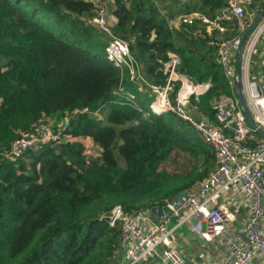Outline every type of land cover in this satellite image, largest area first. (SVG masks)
<instances>
[{
	"label": "trees",
	"instance_id": "1",
	"mask_svg": "<svg viewBox=\"0 0 264 264\" xmlns=\"http://www.w3.org/2000/svg\"><path fill=\"white\" fill-rule=\"evenodd\" d=\"M112 3L115 36L129 43L153 84L165 83L173 56L178 73L211 84L191 98L197 118H212L220 95H236L217 55L221 38L239 34L234 20L224 23L229 37L217 30L211 37L196 22L179 29L171 24L193 14L213 20L226 8L224 0ZM248 9L257 15L264 2ZM95 17L94 5L83 0H0V264H123L120 227L107 219L113 208L153 207L217 166L213 149L188 123L173 113L146 114L155 95L107 59L110 38ZM66 117L63 133L89 139L99 156L89 158L74 140L5 157L11 143L39 123L59 132ZM175 154L183 156L182 172L164 170Z\"/></svg>",
	"mask_w": 264,
	"mask_h": 264
},
{
	"label": "built area",
	"instance_id": "2",
	"mask_svg": "<svg viewBox=\"0 0 264 264\" xmlns=\"http://www.w3.org/2000/svg\"><path fill=\"white\" fill-rule=\"evenodd\" d=\"M83 1L94 5L93 23L110 38L107 59L118 68H128L131 79L141 80L155 95L146 114L177 115L213 149L217 164L207 177L186 188L183 197L167 198L153 206L164 209L159 220L151 218L152 207L134 213H126L120 205L113 208L107 219L111 227H120L123 264H143L154 259L163 264H184L177 247V231L188 224L207 243L218 238L223 241L224 264H264V138L248 125L237 96L220 95L212 102L213 117L197 118L190 109L191 98L198 99L211 84H196L178 73L180 60L175 56L166 64L165 83L153 84L131 55L129 43L115 36L117 18L109 11L106 0ZM224 2L226 8L215 19L201 14L199 19L221 34L228 32L225 21L234 20L239 34L229 40L220 39L217 44L219 64L234 83L241 37L251 22L243 0ZM263 49L264 20L247 42L243 62L248 106L255 122L264 129V69L252 74V61L256 56L264 57ZM175 83H180L178 92ZM68 122L59 132L39 123L33 134L15 139L5 157L16 160L29 150L74 141L63 133ZM241 207L248 209V218L237 225Z\"/></svg>",
	"mask_w": 264,
	"mask_h": 264
},
{
	"label": "crops",
	"instance_id": "3",
	"mask_svg": "<svg viewBox=\"0 0 264 264\" xmlns=\"http://www.w3.org/2000/svg\"><path fill=\"white\" fill-rule=\"evenodd\" d=\"M243 1L245 3V7L248 12H249L248 8L251 4L254 3L257 6L259 3L264 2V0H243ZM106 4H107L109 11L112 13V10H113L112 0H106ZM179 18H180L179 19L180 24L187 23V24L193 25L196 22L197 24L195 26H200V28L206 26L199 19V14L186 15L184 17H179ZM206 28H207V31L210 32V27L206 26ZM198 31H200V29ZM262 56L264 55H261V57ZM261 59L263 60L264 57ZM65 121H66V118L63 120L62 126L64 125ZM74 140L80 141L83 144H85L86 140L90 141L89 139H82V138L74 139ZM99 150L101 153L100 148ZM238 209H239L238 211L239 219H238L237 225L239 224L242 225L248 218V209L245 207H241ZM177 247L183 256L184 264H224L225 247H224L223 241L220 238H218L211 243L205 242L200 237V235L195 232L192 224H188L177 231ZM143 264H163V263L160 260L154 259V260L145 262Z\"/></svg>",
	"mask_w": 264,
	"mask_h": 264
},
{
	"label": "water",
	"instance_id": "4",
	"mask_svg": "<svg viewBox=\"0 0 264 264\" xmlns=\"http://www.w3.org/2000/svg\"><path fill=\"white\" fill-rule=\"evenodd\" d=\"M264 20V9L252 19L249 27L245 30L241 37V45L237 54L236 59V77L234 81V86L236 89V96L239 100L241 111L248 123V125L255 130L262 138H264V129L260 127L254 120L251 111L248 106V102L246 99L245 91H244V73H243V62H244V54L247 42L251 35L257 30L260 23ZM146 70V67H145ZM185 195V191H180L176 198H181ZM164 214V209L162 206L152 207L150 216L155 220H159Z\"/></svg>",
	"mask_w": 264,
	"mask_h": 264
},
{
	"label": "rangeland",
	"instance_id": "5",
	"mask_svg": "<svg viewBox=\"0 0 264 264\" xmlns=\"http://www.w3.org/2000/svg\"><path fill=\"white\" fill-rule=\"evenodd\" d=\"M254 16H252L251 14H248V18L250 20L249 22L252 21ZM179 19L180 18L178 17L177 19H175L174 21L171 22L172 26L175 29L180 28V25L182 24V23L180 24V20ZM214 30L215 29H210V32L207 31L210 34L211 37H214V36L218 35V34L213 35V31ZM229 36H230V34L227 33L224 37H229ZM253 65L255 66V68H253V69L256 70L257 74L261 73L263 71V69H264V59L262 60L261 58L258 59L257 57H254V59L252 61V67H253ZM97 117L102 120L104 118V115H98ZM68 120H69V117L67 118L66 121H68ZM84 145L86 147V152H87L86 154H87V156L89 158H94V157H97V156H99L101 154L99 148L95 144H93L92 142L86 140ZM176 156H177L176 154L173 156V159L164 167V170L172 171V172L173 171L182 172V170L184 169V165H183V162H182V157L183 156L182 155H181L182 157H176ZM179 184H181V183H179Z\"/></svg>",
	"mask_w": 264,
	"mask_h": 264
}]
</instances>
